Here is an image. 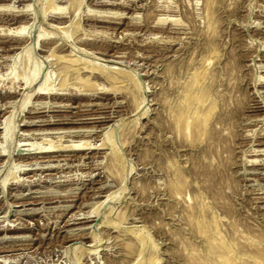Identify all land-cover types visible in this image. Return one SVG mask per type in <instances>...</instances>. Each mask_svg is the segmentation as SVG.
Listing matches in <instances>:
<instances>
[{"label":"rangeland","instance_id":"1","mask_svg":"<svg viewBox=\"0 0 264 264\" xmlns=\"http://www.w3.org/2000/svg\"><path fill=\"white\" fill-rule=\"evenodd\" d=\"M209 2L0 0V264H216L192 226L203 195L208 231L264 242V0H218L214 34ZM68 59L98 74L65 83ZM207 69L212 139L185 140L171 90Z\"/></svg>","mask_w":264,"mask_h":264},{"label":"bare ground","instance_id":"2","mask_svg":"<svg viewBox=\"0 0 264 264\" xmlns=\"http://www.w3.org/2000/svg\"><path fill=\"white\" fill-rule=\"evenodd\" d=\"M210 2H209V8L207 9L208 10V16H209V28L211 29V31H213L212 33L214 34L215 32L214 31H216L214 28H215V25L216 24H218V22H219V18L217 17V12H216V9H215V5H216V2L218 1V0H209ZM20 29V28H19ZM28 32V29L27 28H25V27H21V29L20 30H18V32L17 33H19V34H26ZM41 37V36H40ZM210 42L211 41H209V44L208 45H211L210 44ZM212 43V45H214L213 44V41L211 42ZM210 47V52L209 53H213V55L214 56H218L217 55V49H215L214 50V46H209ZM209 47H208V49H209ZM213 47V48H212ZM32 48V47H31ZM31 48L28 46L27 47V52L30 54L31 52L30 51H32L31 50ZM215 48H216V46H215ZM26 50H24V51H26ZM205 51V50H204ZM28 54V55H29ZM208 54V53H207ZM30 56H32V54L30 55ZM21 57V55H17L15 58V63H14V67H12L13 68V72H15V75L16 74H18L17 73V68H18V61H19V58ZM27 57V56H26ZM32 58V57H31ZM213 58V57H212ZM77 59V58H76ZM29 60V59H28ZM27 60V62H28V64H25V65H28V66H26L25 68H28V70L29 69H31V74H30V72L28 73V70L26 71V72H24L25 73V76H23L22 75V80H21V82H23L22 84H24V87H27V88H29L30 86H32L33 85V83L36 81V79H37V77L39 76L38 74H40L39 72H41L40 70H41V67L37 64V63H35V62H32V60H30V62ZM69 60V59H68ZM25 61V60H24ZM81 63V62H80ZM84 62H82L81 64H78V61H76V60H69L68 62H66V63H64L63 62V64L62 65H60V70H61V73L63 74V81L66 83L67 82V80L68 79H70V78H72L73 76H74V78H76L75 77V75L76 74H81V73H84V72H87L89 75H92L93 76V74H96L97 73V68L95 67V65L92 67V66H88V65H85L84 67H81V66H79V65H82ZM37 64V65H36ZM85 64H88V63H85ZM96 69H95V68ZM97 67H99V66H97ZM194 67V66H193ZM199 68V67H198ZM197 69V68H196ZM199 70V69H198ZM208 70V69H207ZM103 71V70H102ZM196 71V70H195ZM194 71V72H195ZM206 71V70H205ZM208 71H210V72H208ZM207 72H205L204 74H200V75H195L194 74V72H193V77L192 78H194V76H197V78H195L194 80H190V79H192V78H190L189 79V81L188 80H186V79H184L185 81H183L182 82V77H181V83L180 84H182L176 91H173L172 92V90H171V93L174 95V97L172 96V98H173V102L172 101H170V113H171V120H173V122H175V126H176V130L177 131H179V133L180 134H182L183 135V139H189L190 137L191 138H196V140L198 139L199 141L200 140H202L203 138L205 139L206 138V140H207V137H208V139H209V137H210V139H212V135H211V132L213 133V128L214 127H210L209 126V128H208V122L210 123L211 122V120L209 121V119H211L210 118V115L213 113V111H214V107H215V104H214V99H211L212 97H210V95L208 94V92H205V90H202V85H201V82H203L204 83V80L205 79H207L208 78V76L210 75L211 76V70L209 69ZM191 72V73H192ZM197 72V71H196ZM195 72V73H196ZM200 72V71H199ZM199 72H197V73H199ZM23 73V74H24ZM105 73V72H104ZM202 73V72H201ZM216 73V72H215ZM12 75L14 74V73H11ZM28 74H29V76H28ZM98 74V73H97ZM212 74H214V72H212ZM14 75V76H15ZM86 75V74H85ZM106 75V74H105ZM13 76V77H14ZM19 76V75H18ZM77 76V75H76ZM98 76V75H97ZM107 76V75H106ZM209 76V77H210ZM214 77H215V74L213 75ZM20 77V76H19ZM80 77V76H79ZM82 77H84V76H82ZM116 77H118V76H116ZM15 78H18L17 76L15 77ZM14 78V79H15ZM87 78V77H86ZM85 78V79H86ZM107 78H109L110 80H112V82L114 83H116L119 79L118 78H115L114 76H112V75H109ZM177 78V77H176ZM175 78V79H176ZM187 78V77H186ZM200 78V79H199ZM48 79V78H47ZM46 79V81H45V83L42 85V86H40L41 88L40 89H38L39 91L38 92H40V91H52V87H49V85H51L50 84V82H48V80ZM77 79V78H76ZM80 79H81V77H80ZM88 79V78H87ZM86 79V80H87ZM209 79V78H208ZM207 79V80H208ZM212 79V78H211ZM79 80V79H78ZM179 80V81H180ZM82 81H85V80H83V78H82ZM174 81V80H173ZM172 81V82H173ZM176 81H178V78H177V80ZM91 82V81H90ZM89 82V83H90ZM119 82V81H118ZM175 82V81H174ZM173 82V83H174ZM206 82V81H205ZM209 82H211V80L209 81ZM176 84V83H175ZM178 84V83H177ZM210 84V83H209ZM20 85V84H19ZM22 86V85H21ZM210 86H212L211 84H210ZM20 88V87H19ZM18 88V89H19ZM177 88V87H176ZM205 88V87H204ZM206 88H208V86L206 87ZM23 89V88H22ZM210 89H211V87H210ZM207 91H209V89L207 90ZM42 93V92H41ZM45 93H47V92H45ZM44 92H43V94H45ZM175 93V94H174ZM40 94V93H39ZM171 94V95H172ZM213 94V93H212ZM214 96V95H213ZM224 97V96H223ZM29 98H31L30 96H28L27 98H26V100H25V102H23L24 103V105H23V110L25 109V107H26V105H27V103L29 102L28 100H29ZM221 98V97H220ZM170 100H171V98H169ZM223 99V98H222ZM169 101V100H168ZM135 102H136V99H135ZM167 102V101H166ZM172 102V103H171ZM166 104H169V103H166ZM216 104H218L217 102H216ZM222 106V105H221ZM222 108V107H221ZM15 111V110H14ZM217 111V110H216ZM216 111H214V113L216 112ZM221 111V110H220ZM13 114L15 115V112L14 113H12V115H10L9 117H6L5 118V120H4V122L2 123V125H1V127H0V131H1V133H2V137H3V140H4V142H5V145H7L9 142H10V140H11V138H12V133H13V129H14V126H12V124H13V122H14V117H13ZM223 114V113H222ZM222 116V115H221ZM219 117V116H218ZM13 118V119H12ZM217 119V118H216ZM219 119H221V117L220 118H218V121H222V119L221 120H219ZM13 121V122H12ZM31 123V122H30ZM219 123V122H218ZM1 124V123H0ZM210 125V124H209ZM212 125V124H211ZM226 125V124H225ZM225 125H224V129H225ZM0 133V134H1ZM106 136H108L109 137V134L108 135H105V140H104V142L107 144V137ZM110 137H111V135H110ZM109 137V138H110ZM203 139V140H204ZM192 140V139H191ZM205 140V141H206ZM195 140H193V142H194ZM219 141V140H218ZM3 142V143H4ZM113 142V141H112ZM111 141H110V143H112ZM202 142V141H201ZM209 142V140L207 141V143ZM212 142V141H211ZM114 143V142H113ZM210 143V142H209ZM214 144H216L215 142H213ZM109 144V143H108ZM116 144V143H115ZM204 144V143H203ZM210 144H212V143H210ZM112 145V144H111ZM209 145V144H208ZM110 146V145H109ZM115 146V145H114ZM214 146V145H213ZM112 147V146H111ZM197 147V146H196ZM50 148V147H49ZM114 148V147H113ZM212 148V147H211ZM214 148V147H213ZM51 149V148H50ZM50 149H48L47 151H48V153H49V150ZM111 149V148H110ZM115 149H117V148H115ZM208 149V148H207ZM112 150V149H111ZM47 151H42V153H45V152H47ZM52 151V150H51ZM50 151V152H51ZM117 151H119V150H117ZM56 153V151H53L52 153ZM112 152V151H111ZM204 152V151H203ZM218 152V151H217ZM205 153V152H204ZM116 154V153H115ZM119 154V153H118ZM218 155V154H217ZM119 157H120V155H119ZM217 157V156H216ZM214 159V158H213ZM206 160V159H205ZM120 161V160H119ZM174 162V161H173ZM214 162V161H213ZM215 163V162H214ZM113 164V163H112ZM173 164V163H172ZM213 164V163H212ZM175 165V164H174ZM112 166V165H111ZM114 166H116V163H114ZM173 166V165H172ZM178 166V165H177ZM214 166V165H213ZM113 167V166H112ZM112 167H110V168H112ZM117 168V167H116ZM175 168V167H174ZM210 169V168H209ZM120 170V169H119ZM113 172V171H112ZM111 172V173H112ZM120 172V171H119ZM179 172V171H178ZM115 173V172H114ZM117 174V173H116ZM115 174V175H116ZM180 177V176H179ZM211 177V176H210ZM213 178H214V176H213ZM212 178V179H213ZM180 179V178H179ZM211 179V178H210ZM182 180V179H181ZM196 181V180H195ZM6 182V181H5ZM4 182V183H5ZM197 182V181H196ZM7 183V182H6ZM183 183H184V181H183ZM188 183H190V181L188 182ZM193 183H195V182H193ZM180 185V184H179ZM179 185H178V187H179ZM182 185V184H181ZM203 188V187H202ZM200 189V188H199ZM207 190V189H206ZM205 190V191H206ZM214 191H217V189L215 190V189H213ZM200 191H201V189H200ZM213 191V192H214ZM209 193H211V192H209ZM216 193V192H215ZM200 194H202L201 192H200ZM204 194V193H203ZM206 194H207V191H206ZM199 196V195H198ZM204 196V195H203ZM203 196L201 197V198H203ZM197 198V197H196ZM200 198V199H201ZM206 197H204L203 199H201V200H204ZM199 198H197V201L194 203L195 204V206L192 208V207H190V208H192L194 211H195V209H197V214L195 213L194 215L196 216L195 218H197V220L195 221V220H193V221H195V225L193 224L194 222L193 221H191V222H193L192 224V226L193 227H195L196 226V228H197V231H199L200 232V236L204 239V241L207 243V244H205V245H207V247H209V249H207V255H209V256H212V259H213V257L215 258V263L216 264H264V252L262 251V250H260L261 249V247L263 248L264 247V242H261L260 240H261V237L259 238V240H257V241H260V243L259 244H257V243H252V242H254V241H252V240H254V239H250V238H248V237H250V235H253L252 233L249 235L248 234V236L245 234L244 235V233L242 234H238L237 233V235L239 236V235H241V236H239V237H237V236H235V237H233V236H231V234L230 233H228V234H230V236L233 238L232 240L230 239V241H232V242H230L229 244L226 242V241H224L223 239H222V234H220V230L218 231V232H215V230H216V228L218 229V225H216V226H218V227H216V226H212V227H214L215 228V230H211V232L212 231H214V232H212L213 233V235L212 236H209V235H211V232L210 231H208L207 229H210V226L211 225H215L216 223L218 224L219 222H217L216 221V223L215 224H212V223H209V221H208V219H207V221H208V223L209 224H211L209 227L207 226V225H209L208 223H207V225H206V223H204L206 220H205V218L203 219V213L204 212H208V210H206L205 209V201L207 200H204V201H201ZM212 200L214 201V199L212 198ZM218 200H219V198H218ZM204 202V203H203ZM215 202V201H214ZM219 202V201H218ZM107 203V202H106ZM207 203V202H206ZM211 203V202H210ZM221 203H222V201H221ZM193 204V205H194ZM215 204H217V203H215ZM211 205H212V203H211ZM207 207L209 206V203H207V205H206ZM220 206V205H219ZM209 209H211V208H209ZM188 209H186V211H187ZM192 210V211H193ZM206 210V211H205ZM190 211V210H189ZM214 210H212V212H213ZM216 211H217V209H216ZM211 212V213H212ZM218 212V211H217ZM221 212V211H220ZM219 212V213H220ZM208 213H210V211L208 212ZM207 213V214H208ZM185 214V213H184ZM183 214V215H184ZM213 214V213H212ZM222 214V213H221ZM221 214H219V215H221ZM224 214H225V212H224ZM194 215H192V217L194 216ZM198 215H199V217H198ZM210 215V214H209ZM214 215V214H213ZM233 215V214H232ZM223 216V215H222ZM234 216V215H233ZM189 217V216H188ZM211 217H214V216H212L211 215ZM228 216H226V218H227ZM190 219H191V216L189 217ZM207 218V217H206ZM209 218V217H208ZM235 218V217H234ZM189 219V220H190ZM216 219V218H215ZM214 219V220H215ZM218 219H219V217H218ZM221 219H222V217H221ZM230 219H233L232 217L230 218ZM185 220H187V218L185 219ZM223 220V219H222ZM221 220V221H222ZM225 220V219H224ZM228 220V219H227ZM206 221V222H207ZM211 221H212V218H211ZM236 221V220H235ZM190 222V221H189ZM213 222V221H212ZM221 223H224L223 221L221 222ZM225 224V223H224ZM230 224L232 225V223L230 222ZM238 224H239V222H238ZM238 224H235L236 226H238ZM242 224V223H241ZM188 225V224H187ZM226 225V224H225ZM234 225V224H233ZM232 225V226H233ZM188 226H190V225H188ZM224 226V225H223ZM192 227V228H193ZM208 227V228H207ZM225 227V226H224ZM224 227H223V230H224ZM231 227V226H230ZM243 227V226H242ZM189 228V227H188ZM196 228H194L195 230H196ZM213 228V229H214ZM221 228H222V226H221ZM245 228V227H244ZM11 229H13V228H11ZM190 229V228H189ZM212 229V228H211ZM237 232H240V231H238L239 229H237V227L236 228H234ZM242 229V228H241ZM247 229V228H246ZM225 230H227V229H225ZM225 230H224V232H225ZM234 230V231H235ZM196 231V232H197ZM192 232V231H191ZM196 232H195V234H196ZM207 232H210L209 234L207 233ZM224 232H222V233H224ZM227 232H228V230H227ZM231 232V231H230ZM247 232V231H246ZM234 233H236V232H234ZM226 235L227 234H224V236L226 237ZM236 235V234H235ZM224 237V238H225ZM254 237H255V235H254ZM229 238V237H228ZM251 238H253V236L251 237ZM243 241H245V242H248V244L249 243H251V244H255L254 246V250L253 249H250V250H253V252H251L250 254L248 253V251H250V250H248L246 253H245V247L247 246H245V244H244V249L243 250H245L244 252H241V248L240 247H242V245L241 244H239L240 242L242 243ZM252 241V242H251ZM256 241V238H255V242H257ZM204 242V243H205ZM245 242H243V243H245ZM235 244H236V246H235ZM239 245H241V246H239ZM143 246V245H142ZM234 246H235V248H234ZM248 246H250V244L248 245ZM238 247V248H237ZM195 248H196V246H195ZM249 248H251V247H249ZM246 249H248V248H246ZM197 250H198V248H197ZM201 250V249H200ZM242 250V251H243ZM192 251V250H191ZM193 252V251H192ZM199 252H201V251H198V253ZM197 253V254H198ZM201 253H203V251L201 252ZM248 253V254H247ZM142 254H144V253H142ZM191 254V253H190ZM194 254V253H193ZM196 254V253H195ZM196 254V255H197ZM204 254V253H203ZM201 255V254H200ZM205 255V254H204ZM141 256V255H140ZM192 256V255H191ZM190 256V257H191ZM203 256V255H202ZM142 257V256H141ZM199 256L197 255L196 257H195V259H197ZM204 257V256H203ZM191 258H193V257H191ZM201 259H202V257H200ZM205 258V257H204ZM208 258V257H207ZM204 259V260H208V259ZM190 259V258H189ZM194 259V258H193ZM193 259H191V260H193ZM186 260V259H185ZM188 260V259H187ZM139 261V260H138ZM137 261V262H138ZM190 260H188V262H189ZM201 261H203V260H201ZM210 262H211V260H209ZM208 261V262H209ZM136 262V263H137ZM191 262V261H190ZM192 262H194V263H196V262H199L198 261V259H197V261L195 260H193ZM144 263V262H143ZM194 263H192V264H194ZM206 264L205 263V261L204 262H201L200 264ZM214 263V262H213ZM146 264V263H145ZM191 264V263H190ZM197 264V263H196ZM207 264H209V263H207ZM211 264V263H210Z\"/></svg>","mask_w":264,"mask_h":264}]
</instances>
